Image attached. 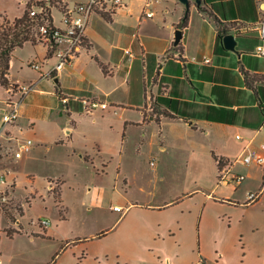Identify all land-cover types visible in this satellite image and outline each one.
<instances>
[{"label":"rangeland","instance_id":"374dc122","mask_svg":"<svg viewBox=\"0 0 264 264\" xmlns=\"http://www.w3.org/2000/svg\"><path fill=\"white\" fill-rule=\"evenodd\" d=\"M28 1L30 0H0V21L21 16ZM37 1L39 0H32V4ZM140 1L135 0V4ZM181 10L185 8L178 0H161L155 18L159 21L165 17L170 23ZM191 12L192 21L187 38L190 42L187 44L194 52L197 45L193 35L202 29V23L200 16ZM52 17L58 23L61 14L53 9ZM159 31L161 27H157L154 32ZM134 33L135 29L132 28L127 34L132 36ZM238 41L235 51L244 47L247 51L246 44L251 42L242 39ZM128 43L129 38L122 42V50L128 47ZM43 51L42 47L32 48L31 45L17 50L13 54L12 73L24 80L30 78L34 72L27 66L26 61L36 57V54L42 55ZM126 62L118 74L120 80L124 79L128 64ZM143 72V61L136 59L130 76L116 91V102L128 108L151 104L153 88L149 79L145 96L140 86L143 83ZM232 78H239L236 72H233ZM53 79L43 78L50 83ZM127 86L130 88L129 93L126 92ZM98 90L99 88L93 89V93L97 94ZM249 95L238 101L228 100L223 106L237 102L249 106L255 102L253 94ZM6 96L4 89L0 88L1 134L5 133L1 129V114ZM44 99H29L25 96L22 100L21 106L24 104V108L38 126L36 136L26 125L22 134L17 136L20 142L31 139L32 147L27 160L25 161L26 157L21 160L14 171L17 175L20 201L22 200L24 207L20 222L27 225L29 221H36L39 217L48 220L50 225L47 233L54 240L40 235L36 236L38 240L30 241L29 234H26L30 229L22 230L16 234L15 239L8 240L5 232L8 231L9 223L3 220L2 227L5 232L1 233L0 252L6 256L22 255V264H174V257L178 258L177 261L180 260V264H190L198 259L200 239L204 253L211 260H214L213 241L216 238L229 241L231 249L236 243L240 245L237 222L244 217V210L239 207L233 210L234 205L226 200L224 203L220 202L221 198H229L227 196H230L231 185L226 187L223 183L218 184V171L215 170L210 155L212 151L217 154L225 153L229 155L230 161L238 157L243 143L235 139V134L246 135L241 119L234 117V113L225 111L236 127L228 129L224 137L206 135L199 130L181 131L180 135L174 134V137L169 138L162 145L164 149L159 150L160 144L156 137H148L146 144L140 146V128L133 125L125 128L117 116L105 115L99 108L92 115H86L78 108L75 112L78 116L74 115L75 122L67 123V107L62 103L55 105V100ZM105 103L109 105V109L113 110L115 107L108 103V99ZM46 106L52 107L54 125L66 124L67 128L73 130L66 136L59 133V139L63 142L57 141L50 150L42 147L55 136L42 122ZM69 109L76 111L74 107ZM22 122L27 124L26 120ZM69 140L81 148V152L93 156L94 167L82 160L76 164L68 157L70 150L66 141ZM122 140H125L123 147L120 146ZM261 142L264 143V132L257 137L254 145ZM95 144H100L112 152L121 150L122 155L115 156L114 159L101 155V164ZM235 171L248 176L242 186L248 184L251 192L259 193L263 183L262 167L236 164ZM58 180L64 182L61 203L57 198ZM217 185L221 188H216ZM49 186L54 187L51 194H48ZM87 189H90L91 194L87 197L85 206H81L80 199L87 196ZM35 191L37 195H34ZM241 193L244 191L241 190ZM261 194L264 197V186ZM243 195H239L240 204L246 206L242 202ZM34 196L35 199L32 198ZM26 198H29L30 205ZM131 203L134 205L129 208ZM61 205L67 208L66 215L65 212L61 215ZM114 206H118L119 210H114ZM251 207L250 218L264 224V199L263 204H254ZM218 216L222 218L223 224L218 221ZM63 251L65 254L57 263ZM57 253L52 263V258ZM227 254L230 259L234 256L232 260L235 264L241 261L238 251ZM12 262L20 264L17 260Z\"/></svg>","mask_w":264,"mask_h":264},{"label":"crops","instance_id":"0c3cea01","mask_svg":"<svg viewBox=\"0 0 264 264\" xmlns=\"http://www.w3.org/2000/svg\"><path fill=\"white\" fill-rule=\"evenodd\" d=\"M64 1L65 4L71 6L73 3L85 2L86 0ZM123 2L124 6L117 9L111 15L96 14L89 18L86 29L89 48L87 51L81 53L70 66L54 76V79H58L57 84L54 83V79L51 83L48 80L40 79V73L33 70L34 74L27 80L21 77L18 78L12 73L14 66L13 54L15 55L16 51L22 49V47L15 49L12 53L9 65V82L11 84L33 83V90L26 95L29 99L44 97V101L55 100V105L58 106L61 103L60 96L68 98L67 114L69 117L67 123H74V115L78 116L75 112H77L78 108L81 111V103L78 99H99L101 102H105L108 99V103L115 105V107L112 110L109 109L108 105L106 109L101 110L103 111L101 113L117 116L125 128L129 125L140 128L142 132L140 146L146 144L148 137L150 139L156 137L160 144L159 150H162L164 149L162 145L169 138L174 137V134L180 135L179 132L181 131L195 132L199 130L206 135L224 137L228 129L236 127V125L232 124V119L225 111H229L231 114L234 113V117H239L243 123V131L246 136L238 133L235 134V136L240 135L243 138L239 140L243 143L241 150L248 140H252L254 144L257 137L264 132V129H262L264 121V79L261 77V74L264 72V59L252 54L259 40L255 32L248 30L246 33L236 36L237 44L235 46L236 50L239 39L247 40L251 42L249 43L251 46L246 44L248 50H244V47L237 52L227 51L223 48L222 43L219 44L217 41L216 23L219 22L223 26H226L229 31L228 34H234V29H242V27L264 19L263 13L258 8L257 1L200 0V3L197 4L194 0H189L188 10L182 4L185 10L177 13L175 19L170 23L167 22L165 17L159 21L155 18L157 15L156 9L160 5L161 0H156L151 5L153 11L152 18H141L145 0H141L138 4H135V0H123ZM191 11L200 16L202 23L200 27L202 29L193 35V38L195 37L194 42L197 45L194 52L190 50L187 44L190 42L187 41V38L192 21ZM185 12L189 13L188 22L186 26L181 27V21ZM104 16H108L110 20H106ZM157 27H161V31L154 32ZM132 28L135 29V33L132 36H128L127 33ZM176 29L182 31V38L177 46L173 44ZM128 38V47L122 50L121 44ZM26 45H31L32 48L40 46L44 50L42 55L36 54V57H31L26 63L33 59L41 60L45 57L46 49L40 43L36 42V44L32 45L28 42L23 47ZM126 50L130 51L131 58L125 53ZM245 52L250 54H246ZM136 59L143 61V83H140L143 95L145 96L147 93V79H149L153 88L151 91V104L135 106V108L129 106L128 108V106H123L120 102H116L118 98L115 94L120 86L125 84V79L130 76L131 68ZM204 59H208L209 62L205 63ZM125 61L128 63L127 70L124 72V79L120 80L118 74L122 71ZM42 70L46 71V68ZM233 72L237 73L238 79L232 78ZM252 75H260L261 81L255 82V84L250 82ZM0 88L4 89L5 92L7 91L3 87ZM96 88H99L97 94L93 93V89ZM129 91L130 88L127 86L126 92L129 93ZM250 93L253 94L255 102L253 101L249 106L243 105L241 102L223 106L228 100L238 101L243 97H249ZM87 94H91L92 96L89 97ZM4 102L5 100H3V104ZM69 107H74L76 111L72 112ZM51 110V106L44 107L45 114L42 122H44V126L50 133L55 136L42 146L44 150H50L51 146L55 145L57 141L63 142L59 139V133L62 132L66 136V134H70L73 131L67 128L66 124L55 123L56 125H54ZM23 120H26L27 124H24ZM25 125L29 126L31 132L36 136L38 124L34 122L23 104L20 107L17 121L3 129V133H5L0 134V140L4 143L15 145L20 142L17 136L22 134L24 127L26 128ZM124 143L125 140H122L120 146L123 147ZM66 144L70 150V156L68 157L73 162L77 164L82 160L84 163H90L93 167L95 166L92 159L93 156L86 152H81V148L73 141H66ZM95 145L97 146V154L99 155L98 158L101 160V164L103 162V157H100L101 155L107 156L110 159H114L115 156L121 157L122 155L121 150H114L112 152L100 144ZM29 154L27 153L20 159L12 161L5 157L0 158V174L8 171V180H13L15 183L14 190L18 201H20L21 196L18 193L17 175L14 170L21 160L25 157V161L27 160ZM210 155L216 171L217 163L214 157L222 159H228L229 157L228 154H217L216 151H212ZM151 165L153 166V162H151ZM245 181L246 179L243 182ZM243 182L239 187L225 185L226 187L230 186V196H227L229 198L220 199L221 203H224V200L227 203H232L235 209L229 208L233 210H237L238 207L244 210V217L237 222L239 225L238 233L241 238L240 245L236 243V246L231 249L229 241L216 238L213 241L215 247L214 260H211L204 253L202 240L200 239L201 250L199 251L198 246V259L195 263L190 264H235L232 260L234 256L230 259L227 254L235 252V250L240 253L241 261H239V264H264V224L261 221L257 222L253 220L249 214L251 206L263 204L264 197L261 194L263 188L260 187L259 198L256 202L245 204L246 206H244V204H240L239 195L244 194V199L242 200L244 202L246 193L251 190H249L248 184L242 186ZM57 184L59 186L60 199L64 182L58 180ZM216 188L221 187L217 185ZM241 190L244 193L240 194ZM87 191H89L88 194L86 193L87 196H83L80 199L81 206H85L86 199L91 194L90 189H87ZM33 193L37 195L36 191ZM51 193L53 191H49L48 187V194ZM39 197L41 198V195ZM32 198L35 199V196ZM26 200L30 205L29 198H26ZM19 203L23 205L22 200ZM133 205L131 203L128 207L132 208ZM87 209L89 210V208ZM66 211L67 208L61 205V215L64 212L66 215ZM222 217L224 218L225 215ZM217 219L223 224L220 216ZM21 225L24 227V230L30 229L31 231L29 225H23L22 223ZM47 231L48 227L42 232L29 235V240L36 241L38 240L36 236L40 235L54 240L53 236L48 234ZM16 236L6 235V238L13 240ZM64 252L59 256L57 263L62 260ZM177 259V257H174V264H180V260L177 261ZM14 260L22 264L24 259L19 254L6 256L0 252V264H12Z\"/></svg>","mask_w":264,"mask_h":264},{"label":"built area","instance_id":"2783aa9c","mask_svg":"<svg viewBox=\"0 0 264 264\" xmlns=\"http://www.w3.org/2000/svg\"><path fill=\"white\" fill-rule=\"evenodd\" d=\"M156 0H145L141 18H152L153 11L151 5ZM259 10L264 15V0H256ZM124 6L123 0H86L85 2H76L71 6L65 4L64 0H44V4L34 3L29 8V17L39 18L40 23L35 27V40L46 49V55L43 59H33L27 63V66L36 72H39L40 79L52 77L62 72L70 66L79 55L89 48L86 37V29L89 18L96 14L111 15L117 9ZM57 9L60 14L58 23L54 22L52 10ZM234 36L242 35L248 30L256 33L259 43L253 50V55L264 59V19L249 24L242 29H234ZM125 53L131 58L130 51ZM208 63V59H204ZM46 68V71L42 69ZM264 79V72L261 74ZM34 88L33 83H18L10 85L7 88V97L5 107L1 114V129L13 124L19 117V111L23 98ZM60 102L67 107L68 98L59 97ZM81 103V110L84 114L91 115L97 108L104 110L108 104L99 102L96 99L83 98L78 99ZM68 111V109L66 108ZM264 129V121L262 125ZM1 134V133H0ZM237 140H242V136L236 135ZM32 140L27 139L18 142L15 145L0 141V158L5 157L10 161L20 159L23 155L30 152ZM257 166L264 169V143L254 145L252 140H248L243 146L238 157L234 161L223 159L218 170V183L239 187L246 179V176L235 171V165ZM15 183L8 180V171L0 174V238L5 230L2 227L3 220L9 223L6 235H16L24 230L20 219L23 217V205L19 203L15 195ZM54 187L49 186V191ZM259 193L248 191L245 196V204H251L258 200ZM28 203V201L26 200ZM114 210H119L114 207ZM31 227L29 235L42 232L48 227L49 222L44 218H38L36 221H29L27 224ZM36 231V232H35Z\"/></svg>","mask_w":264,"mask_h":264},{"label":"trees","instance_id":"16d2710c","mask_svg":"<svg viewBox=\"0 0 264 264\" xmlns=\"http://www.w3.org/2000/svg\"><path fill=\"white\" fill-rule=\"evenodd\" d=\"M37 4H44V1H37ZM32 5V0L28 1L25 5L23 14L20 17H16L13 20L3 19L0 21V87L7 89L10 85L9 82V65L12 57V53L15 49L23 47L25 43L30 42L32 45L36 44L35 40V27L40 23L39 18L29 17V8ZM188 12H185L181 21V27L186 26L188 22ZM106 20H110L108 16H104ZM217 27V41L219 44L222 43V38L228 34V29L219 22L216 23ZM260 75H252L251 81L260 82ZM250 86V85H249ZM250 88H252L250 86ZM58 89V87H56ZM60 96V95H59ZM61 97V96H60ZM217 163V171L219 170L220 163L223 161L222 158L214 157ZM264 173V169H263ZM218 179V176H217ZM219 184V183H218ZM264 186V174L263 183L261 188ZM56 198V197H55ZM59 200V194H58ZM12 236V235H7ZM58 253L52 258V263L55 261Z\"/></svg>","mask_w":264,"mask_h":264},{"label":"water","instance_id":"95a60500","mask_svg":"<svg viewBox=\"0 0 264 264\" xmlns=\"http://www.w3.org/2000/svg\"><path fill=\"white\" fill-rule=\"evenodd\" d=\"M180 3L185 5L186 9L188 10L189 7V0H178ZM197 4L200 3V0H194ZM182 38V31L179 29H176L174 32V42L173 44L177 46ZM236 37L233 34H226L222 38V46L225 50L234 52L235 51V46H236ZM54 83H58V79H54Z\"/></svg>","mask_w":264,"mask_h":264}]
</instances>
